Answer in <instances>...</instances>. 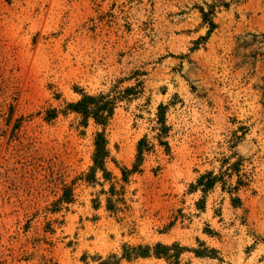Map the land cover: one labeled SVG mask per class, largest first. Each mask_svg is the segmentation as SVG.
<instances>
[{"label": "rangeland", "instance_id": "obj_1", "mask_svg": "<svg viewBox=\"0 0 264 264\" xmlns=\"http://www.w3.org/2000/svg\"><path fill=\"white\" fill-rule=\"evenodd\" d=\"M100 93L89 182L104 129L68 106ZM159 243L188 251L120 264H264V0H0V264Z\"/></svg>", "mask_w": 264, "mask_h": 264}, {"label": "trees", "instance_id": "obj_2", "mask_svg": "<svg viewBox=\"0 0 264 264\" xmlns=\"http://www.w3.org/2000/svg\"><path fill=\"white\" fill-rule=\"evenodd\" d=\"M118 98H112L111 95L100 93L96 96L82 95V99L76 103L69 105L68 109L78 115H80L84 120V125L90 119H93L98 126H102L104 131L99 133L95 140V153L93 157L94 165L88 175V181L97 182V174L101 172L106 179H110V173L108 172L106 165L107 161L110 158V151L108 149V141L105 136V129L109 125L111 119L115 114V110L118 103ZM147 142L141 141L138 149V159L134 166V169H137L140 165V162L143 159L144 153L147 151ZM127 173H124L125 178L127 179ZM219 182L217 176L209 174L200 178L197 189L202 188V191L206 194L208 191L214 189L215 185ZM236 191V190H233ZM115 187L112 190V198L108 201V209L110 211H116V201L115 197ZM236 201V200H235ZM188 251V249L181 247L179 244H174L172 246H166L163 244H157L153 248L147 246H124L123 253L121 256L112 255L106 260H101L99 264H120L123 260L132 261L138 258H147L151 255H154L158 258H165L166 260H172L175 263H179L181 255ZM214 253L213 250H208L204 248L203 250L194 251L196 255L203 256L205 253Z\"/></svg>", "mask_w": 264, "mask_h": 264}]
</instances>
